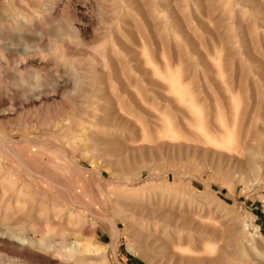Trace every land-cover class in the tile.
<instances>
[{"label": "rangeland", "instance_id": "rangeland-1", "mask_svg": "<svg viewBox=\"0 0 264 264\" xmlns=\"http://www.w3.org/2000/svg\"><path fill=\"white\" fill-rule=\"evenodd\" d=\"M64 263L264 264V0H0V264Z\"/></svg>", "mask_w": 264, "mask_h": 264}, {"label": "bare ground", "instance_id": "bare-ground-1", "mask_svg": "<svg viewBox=\"0 0 264 264\" xmlns=\"http://www.w3.org/2000/svg\"><path fill=\"white\" fill-rule=\"evenodd\" d=\"M10 25V24H9ZM74 82V81H73ZM16 237V236H15ZM17 238V237H16ZM18 239V238H17ZM65 240V239H64ZM69 241V240H68ZM15 242V241H14ZM16 242H20V241H16ZM41 242V241H40ZM60 242V241H59ZM22 243V242H21ZM77 243V242H76ZM36 244V243H35ZM38 244V243H37ZM43 244V243H42ZM42 244H39V246L40 245H42ZM76 245V244H75ZM79 246V245H78ZM88 245H85V247H87ZM32 247V245H30V248ZM34 247V246H33ZM74 247V246H73ZM40 248H45V247H43V245H42V247H40ZM52 248V247H51ZM51 248H48V249H51ZM71 248H72V245H71ZM70 248V249H71ZM81 248V247H80ZM55 249V248H54ZM72 249H74V248H72ZM77 248H75L74 250H76ZM58 250V249H57ZM59 250H60V248H59ZM78 250V249H77ZM76 250V251H77ZM81 250V249H80ZM82 250H83V248H82ZM72 251V250H71ZM67 255V254H66ZM63 256H65V254H63ZM68 257V256H67ZM65 264V263H64Z\"/></svg>", "mask_w": 264, "mask_h": 264}]
</instances>
